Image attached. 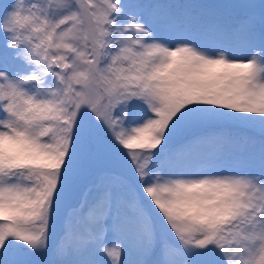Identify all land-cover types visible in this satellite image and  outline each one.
I'll use <instances>...</instances> for the list:
<instances>
[{
	"label": "snow or ice",
	"instance_id": "1",
	"mask_svg": "<svg viewBox=\"0 0 264 264\" xmlns=\"http://www.w3.org/2000/svg\"><path fill=\"white\" fill-rule=\"evenodd\" d=\"M0 264H264V0L0 6Z\"/></svg>",
	"mask_w": 264,
	"mask_h": 264
},
{
	"label": "rangeland",
	"instance_id": "2",
	"mask_svg": "<svg viewBox=\"0 0 264 264\" xmlns=\"http://www.w3.org/2000/svg\"><path fill=\"white\" fill-rule=\"evenodd\" d=\"M190 2L193 3V5L195 4H198V3H201V1H198V0H189ZM10 0H0V6H2L3 4H5L6 6V3H9ZM256 2H260V0H256ZM195 160H189L188 163H194Z\"/></svg>",
	"mask_w": 264,
	"mask_h": 264
},
{
	"label": "trees",
	"instance_id": "3",
	"mask_svg": "<svg viewBox=\"0 0 264 264\" xmlns=\"http://www.w3.org/2000/svg\"><path fill=\"white\" fill-rule=\"evenodd\" d=\"M172 5H175L176 6V4H172ZM177 8H180L181 6L179 5V4H177V6H176Z\"/></svg>",
	"mask_w": 264,
	"mask_h": 264
}]
</instances>
